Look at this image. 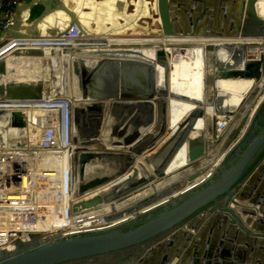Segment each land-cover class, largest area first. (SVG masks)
<instances>
[{
  "label": "water",
  "instance_id": "water-1",
  "mask_svg": "<svg viewBox=\"0 0 264 264\" xmlns=\"http://www.w3.org/2000/svg\"><path fill=\"white\" fill-rule=\"evenodd\" d=\"M103 1L97 3L101 4ZM210 1L221 3L223 0H154L162 34L264 37V20L260 19L256 13L257 0H241V4L239 0L240 5L235 9L217 7ZM64 2V0H57V3L53 0H22L14 10L13 25L8 31L2 33L3 36L6 35V38L15 36L14 32L22 29L20 27L23 20L27 23L30 16V13L26 17L23 16V12L26 15L33 6L39 3L44 7L43 12L32 23L41 19L49 10L62 9L68 15L69 20L63 29L57 28V35L65 34L72 25H75L80 35H83L84 29L79 23V17L71 15L72 12L69 10L73 9L69 5L74 3L68 1L66 8ZM145 2L147 1L145 0ZM123 4L122 6L113 1L102 5L107 13L91 22L93 32H99L102 25L112 27L114 22L124 25L132 15L136 14L141 5L140 0H136L133 12H127L128 7L133 4H127L125 1ZM122 7L124 8L122 9ZM230 11L232 16L228 21L226 15ZM83 12L91 15L93 10L84 8ZM244 15L248 17L244 18ZM142 17L137 19L136 25ZM248 22L260 30L257 32L246 31L244 27ZM61 23H64V20ZM208 24L215 28L229 24L233 30L226 32L219 28V30L211 31ZM24 26L30 29L29 24ZM35 52L41 53L39 50L20 49L13 51L10 56L17 53L30 56V53ZM158 55L162 56L163 53L159 52ZM247 65L249 69L246 66L242 71H222L218 75L224 78L243 77L259 80L261 78V63L257 59H250ZM109 67L112 69V75L116 78L119 71L118 65L106 63L98 64L94 68V72L86 76L97 77L101 72V76L106 77L104 73ZM137 67L142 75L146 74L148 69V80L144 82L146 86L140 93H126L122 89L120 98L148 99L154 96V83L150 68L137 64H127L124 68L129 73ZM119 72L123 73V71ZM6 73H8L6 64L4 60H1L0 77L5 76ZM72 73L73 79L80 80L81 73L76 65H72ZM5 83L8 84L0 86V97L34 100H39L42 97L41 83H9L8 81ZM87 84L81 83L82 88H86ZM98 84L100 83H92L91 96L105 98L106 93L96 92L98 90L95 85ZM119 87L122 86L119 85ZM89 111L79 109L76 113L80 117H85ZM166 113V102L159 101L157 123L145 134L142 144L137 146V149H151L164 135ZM28 115L26 110L0 111V127L6 128V136L9 141L12 138L25 135ZM245 121L246 117L233 133L231 141L236 139ZM182 127V124L179 125L172 133V137L180 133ZM184 143L187 144L189 162L199 159L204 154L205 143L200 136L188 141L182 137L170 152L167 163ZM165 144L158 149L157 156L166 147ZM8 146L18 145L9 142ZM19 146H24L23 140L19 142ZM126 161H123L125 167L129 165ZM160 196L146 198L130 207L126 212L138 211L155 202ZM115 197L113 193H106L102 195V200L111 202ZM97 202L98 200L94 199L83 203L82 206L88 207ZM244 202H247L248 206ZM116 218L118 215H112L109 220ZM187 246H194L193 248L197 249L187 251ZM200 257L202 262L198 261ZM186 263L264 264V98L239 141L225 154L210 175L176 197L152 205L143 213H138L131 219H125L107 228L59 236L47 241H41L39 236H35L29 242L17 244L12 250L6 248L0 251V264Z\"/></svg>",
  "mask_w": 264,
  "mask_h": 264
},
{
  "label": "bare ground",
  "instance_id": "bare-ground-1",
  "mask_svg": "<svg viewBox=\"0 0 264 264\" xmlns=\"http://www.w3.org/2000/svg\"><path fill=\"white\" fill-rule=\"evenodd\" d=\"M64 1H65L64 5L66 8H67L66 1H70L76 4V7L74 6L75 8L69 9V10L72 12L71 15H77L79 17V23L84 29L83 31L84 34L82 35L84 37L83 40L88 41L86 42V44L99 43L98 45H101V43L103 42V44H105L106 47L94 48V47L85 46V47H79L76 50L72 49L73 50L72 51L71 49L64 47L66 44H64L63 46L64 48H61V45L59 46L56 40L55 42L54 40H52V42H48L47 40L46 42L39 41L38 38L43 36L45 33L44 28L45 29L48 28V26L52 23V21L54 22V20H57L54 22L53 27H56L61 24L62 29L65 23L68 22L69 20L68 15L64 12V10L61 9L57 11L49 10L47 14L44 15L41 19L37 20L34 23L29 24L28 27L30 29H35L37 32V35L27 36V39H29L28 44H27L28 47L24 48L23 50H39L41 52L40 54H43L44 52H42L43 51L42 46L47 45L46 51L48 52H45V54L47 55H54V54L56 55L60 53V51H62L60 53L62 57L60 58L55 57V58L57 62H59L60 65L63 64L64 60H65V63L67 64L66 65L67 68H65L67 70H65L64 67H62V69H64L65 72L64 70L61 69V75L65 77V81L68 80V76H70L69 72H72V65L77 66L78 64L77 61L82 62L84 60V61L98 63L99 59L103 57V59L105 60V62L104 61L103 62L106 64H108V60L110 61L115 60L119 64L120 62L122 63L126 62V63H131V64L142 65V66L147 65V67L149 66L148 68L151 69L153 83H154V91H153L154 96L153 98L151 97V99L148 98L149 99V100L147 99L148 102L145 99L139 100V98L138 99L135 98L131 100L122 99L120 98L121 96L119 94H118V98H115V99L112 98L113 101L110 99V103L113 102L115 106H120V108L123 107L122 111H124V109L126 108V110H128L127 113L129 112V109L127 107L131 105L132 106L131 108L133 110L130 109L131 112L128 114H131L137 111L135 107H139L140 105L147 107V109L144 108L145 110L150 111V108L155 110L156 112L155 115L153 114L152 116L151 114L149 115V117L146 116L147 124L143 126L142 133L140 131L139 132L140 134H138V136L136 135L137 137L134 136L135 138L134 137L127 138L128 140L127 144L122 145L121 138H118L120 140H116V139L110 140L109 138L107 139L108 135H106V132L102 131L101 132V134L103 135V137L101 138L102 140H100L96 136L99 139L98 142H95V143L87 142L88 144L85 146L84 144H86V142L83 143L85 139L84 137H82L84 140L82 142L80 140L81 143H78L82 145L77 144L78 146L76 145L75 147L77 148V150L76 149L75 150L78 151V152L76 151L75 152L77 154L79 153L76 163H74L73 161L74 158L72 159L73 163L76 165L77 170H78V177L76 181L77 193L78 194L81 193L83 195L91 194L90 195L91 197V196H94L93 192L100 189V188L98 189V187H102V189H100L99 192L114 191V192H117V195H118V205H116L115 208L111 210L112 215L113 216L118 215V218L112 219L111 221V220H108V217H107V215H109L108 212L107 214L106 213L98 214L99 218L95 220H91L90 223H94V224L89 226V227H94L92 228V230H97V229H102V228L113 226L119 223L120 221H124L125 219H131L136 214L143 213L146 209H148L152 205H155L157 203H163L165 201H168L176 197L181 192L185 191L186 189H189L191 186L206 179L210 175V173L217 167V165L221 162V160L225 156V153H227L233 147L232 146L229 150H225L224 148H222V142L225 139H227L228 143L230 144L238 138L240 132L238 136L236 137V139H234L233 141L230 140L233 133L235 132V130L238 128L239 124L241 123V121L244 119V117H246L244 116L241 119V121L235 127L233 133L231 134L234 122L232 121V117L230 115L234 114L236 107L235 105L230 104L229 100H227L226 96L228 97L230 93L224 89L223 87L224 83L222 81L251 79V78H243V77L224 78V77H220L218 74L222 71L233 70L231 69V64H229V60L235 53V50H240L241 62L242 64L245 63L244 65L246 66L247 64L246 63V60H247L246 58L247 49L246 48L248 47L249 48L248 50L255 48V47H252L254 45L252 41H248L246 40V38H264V37L241 36V35L227 37V36H219V35H211V34L163 35L161 32H156V31H152L149 33L146 32L145 34H133L132 36H129V37L119 36L120 33L125 35V31L128 29L135 31L136 29L140 28L139 25H136L137 19L142 16L148 15V12H147L148 9L146 7L147 3H145V0H140L141 5L136 11V14L132 15L124 25H122L121 23L114 22L112 24V27H107V26L102 25L99 32H93L91 22L99 19L100 17L105 16L107 13L105 7L104 6L102 7V5L114 1L116 3L120 2V4L123 6L124 0H104L103 3L101 2V4L95 2L96 0H81V1L80 0H64ZM152 7L154 8V11L156 12V3H154ZM84 8L93 10V13L91 15L89 13H84L83 12ZM123 8L124 7H122V9ZM23 16H25V12H23ZM59 18H62V20L59 21L58 20ZM63 20H64V23H61L63 22ZM25 30H26V34H29L28 33L30 32L28 31L29 29L26 28ZM56 32L58 33V30H56ZM57 33L55 34L56 36H57ZM124 41H128V42H124ZM127 43L134 45L135 48L137 47L139 48V50L135 49V50L130 51L128 49L126 51L125 46ZM112 48H117V50H120V51L122 50V52L118 51L120 52V54L114 53L112 52ZM159 52H162L163 55L159 56L158 55ZM23 54L24 53H21V54L17 53L15 55L13 54L4 60L8 73H6L5 76L0 77V86H4L8 84V83H5V81L6 82L8 81L9 83L10 82H14V83L29 82L32 84L42 83V81H40V79L37 78L36 76L41 75L42 78L46 77L47 73L44 70H42V68L40 69L42 65L44 66L46 61L39 59L40 61L38 65L40 67L38 66L39 68L38 70L34 69L35 64L32 61L34 60V58L29 59V61L31 60L30 63H25L23 67V64H24L23 59L27 60V58L29 57ZM30 54H31L30 56H34L37 54V52L30 53ZM47 57L45 58L48 61L47 65L49 66L53 65L54 60L50 57L49 58ZM113 57H116V58L113 59ZM191 61L193 62L195 61L196 67L198 69L197 76L199 77V85L198 83H196L197 82L196 74L193 71L188 70L189 71L188 72L186 70L187 65L190 64ZM180 64L182 66L181 67L182 73L179 72L177 69V66ZM9 65L11 67H9ZM31 68L35 70V74H33L30 71ZM35 68H36V65H35ZM16 71H18V73ZM28 71L32 74L29 75L30 73H28ZM180 73L187 75L189 77V82H190V83H182L183 86L181 90H179L180 88L178 86V83H176V74H180ZM33 75L36 77V79L33 81H27ZM74 80H76V78H74ZM168 80H170L169 89L167 88ZM66 82L63 83V86L68 88L67 85L70 86V83L68 82L66 83ZM196 85H198L197 88H196ZM190 87L193 91L196 88L195 94H191L192 90H190L189 92H186ZM49 88L47 86V89ZM225 92L229 94H226ZM43 94H44L43 95L44 102H51L52 100L55 101L57 99L56 95L54 94L52 95L50 93L48 95L47 92ZM72 98H73V95H72ZM72 98L70 97L68 99H72ZM71 101L73 104L72 110L74 114V119H76V123H74V126H76L75 127L76 132L79 134V131L81 128L80 127L81 124L79 123L80 116H76L77 115L76 112L79 109H85V111L91 108L98 109L102 107L103 102L99 100H92L91 97H86V96L84 97V95L82 96V98L78 96L76 100L72 99ZM106 101L109 102L108 99ZM159 101H165L167 104L166 130H171V131L173 130L174 132L179 125L182 124L183 127L180 130V133H177L176 135H174L175 136V138H173L174 140L172 141L170 145L168 144L169 148H167L166 150L164 149L161 150L158 156L156 155L154 157H151V160L147 158H143V156L142 158H140L141 161H139V158H138L139 156L137 157V160H132V159L129 160L133 163V166L135 165V167L137 166L138 168L140 166L146 167L147 171L145 172L142 171L143 173L139 172L137 173L138 175L135 176V180H137L140 184L142 183V186L138 188L137 187L138 185L136 184L133 187H137V188H135L131 193L129 192L118 193V189L126 187V186L132 187L133 183L135 182V180L133 181L129 180L132 174L130 175L129 172L127 174L125 173L126 170L124 168H127V167H122L124 169L123 174L121 173L122 171L119 173L120 170L118 171V161L121 162L120 160L121 157L118 155V153L124 152L126 153V155H130L129 153L132 152L133 154V151L135 150L134 146L135 145L137 146V144L141 145L145 137V134L150 129H152L157 123L158 102ZM149 103H151V106L149 105ZM219 103H223L224 105H226L227 108L225 110L220 109L218 106ZM108 108H110V106ZM218 115H221V116L217 117ZM212 117H215L216 120H220L222 117L231 118V123L229 127L226 129V132L217 141L215 140L213 141L212 139L209 138V136L208 137L205 136L204 138V143L207 144V149L208 150L216 149L217 151L221 150L219 153H222L223 155L221 156L222 158L218 157L216 159L218 161L214 163H211L212 162V160H210L211 158H205V161L202 160L201 164H198V163L190 164L188 160L187 147L184 146V148H182L179 152L176 151L174 156L167 163L166 161L168 159L170 152L172 151V148L175 147L176 141L181 139L182 135L184 134L187 135L185 136L186 140L192 139L191 137L197 136V134H200L201 136V132H202L201 126L203 124L202 122L206 123L205 125L206 134L208 135L211 134L213 126L211 124L212 121L210 119H212ZM183 118L185 119L183 120ZM103 121L101 120L102 124H103ZM101 126L103 127V125ZM132 129H134V126H131V129L129 131H131ZM129 131L127 130L126 132H129ZM76 132L74 134H76ZM97 135L99 136V134ZM76 137H77V134H76ZM73 138L75 137L73 136ZM239 139L236 141V143L239 141ZM76 140H79V138L78 139L76 138ZM154 146L155 145H153L152 147ZM136 152L139 153V150ZM136 152L133 155H138ZM132 154L130 155L131 157H132ZM78 159L80 160V162ZM91 159H94V160H91ZM111 159H114V160L118 159V160L115 162V161H112ZM210 163L211 165L208 166V164ZM185 172L188 174L185 175L184 174ZM148 174L151 176L150 178L151 180L147 184H144V181ZM190 175H192L191 178L187 180L186 177ZM194 175L196 176L194 177ZM122 176L124 177L119 180V178ZM177 177H180L183 179L184 182L181 185L175 184L174 179ZM108 184H110V186H108ZM93 185L96 188L93 187L91 189L86 190V188L93 186ZM165 185L169 187V190L162 192L160 194L161 196L157 198L155 202L143 208H140L138 211L134 210V211L126 212L130 207L139 203L143 199L150 198L148 197L149 192H153L156 189H163ZM166 192H168L167 195H166ZM125 203H128V205H126L127 207L123 206L121 207V209L118 207L119 204L125 205ZM102 217H103V220H102ZM73 231L75 230H71L70 232H73Z\"/></svg>",
  "mask_w": 264,
  "mask_h": 264
},
{
  "label": "built area",
  "instance_id": "built-area-1",
  "mask_svg": "<svg viewBox=\"0 0 264 264\" xmlns=\"http://www.w3.org/2000/svg\"><path fill=\"white\" fill-rule=\"evenodd\" d=\"M21 1L2 2L4 19L0 21V32L8 31L13 25L14 9ZM83 38L78 28L72 25L58 38L57 43L66 44L65 47L101 46L86 44L88 41ZM28 41L21 36L1 43L0 61L15 50L28 47ZM42 47L43 51L47 50V45ZM43 95L39 100L0 97V111L26 110L29 114L24 136L9 141L6 128L0 127V251L6 248L12 250L17 244L29 242L35 236L47 241L90 231L94 228L89 227L94 224L90 223L91 220L97 218L91 216L108 212L109 220L111 210L118 204V195L114 191L97 190L91 197V194L77 193L78 170L72 161L76 151L73 146L75 127L72 102L56 99L46 109ZM230 123V117L216 120L210 136L219 139ZM22 140L24 146H19ZM9 142L18 146L9 147ZM207 150L205 143L204 154L189 163L200 164L205 158H210L213 150ZM106 193H113L115 199L104 202L102 195ZM94 199L98 200L96 204L82 206Z\"/></svg>",
  "mask_w": 264,
  "mask_h": 264
},
{
  "label": "rangeland",
  "instance_id": "rangeland-1",
  "mask_svg": "<svg viewBox=\"0 0 264 264\" xmlns=\"http://www.w3.org/2000/svg\"><path fill=\"white\" fill-rule=\"evenodd\" d=\"M81 1V0H80ZM98 2H100V1H102V0H97ZM127 4L129 3V4H133V6H129L128 7V9H127V12H133V10H134V6H135V4H136V0H124ZM147 2H145V3H147V7H148V15L147 16H145V17H142L141 19H140V21H138V23H137V25H139V27L141 28H139V29H136L135 31H132L131 29L129 30H126L125 31V35L124 34H122V33H120L119 34V36H132L133 34H145L146 32H152V31H156V32H161V29H160V23H159V21H158V15H157V13L154 11V8L152 7L153 5H154V0H146ZM86 2V1H85ZM66 3H68V1H66ZM118 4H120V2H118ZM67 5V4H66ZM76 7V4H70L69 5V7L70 8H75ZM59 21H61L62 20V18H59L58 19ZM55 21H57V20H54V22ZM51 22V21H50ZM54 22L52 21V23L48 26V28H44V35L43 36H41L40 38H38V40L39 41H45L46 42V40L48 41V42H52V40H54V42H55V40L56 41H58V38L60 37L59 35H55L57 32L56 31H54V28L55 27H53V24H54ZM59 27V29L61 30L62 29V27H61V24L60 25H58L57 26V28ZM52 28V29H51ZM144 29H146V30H144ZM49 30V32H47ZM139 31V32H138ZM54 33V34H53ZM162 33V32H161ZM47 35H49V36H47ZM53 35V36H52ZM48 38H47V37ZM52 36V37H51ZM116 36V35H115ZM46 37V38H45ZM55 37V38H54ZM51 40V41H50ZM124 42H128V41H124ZM91 44H95V45H98L99 43H91ZM103 42L101 43V46L100 47H106V45L105 44H103ZM59 45H61V44H59ZM64 46V44H62L61 45V48H64L63 47ZM90 47V46H89ZM126 51L129 49L130 51L131 50H139V48H135V46L134 45H132V44H130V43H127L126 44ZM65 48H69V49H74V50H76V49H78L79 47H73V46H66ZM94 48H99V47H94ZM261 48H258V53H261ZM73 51V50H72ZM118 51H120V50H117V48H112V52H114V53H118V54H120V52H122V50L120 51V52H118ZM42 52H44L43 54H36V55H34L35 56V58H34V60H32L33 62H34V64L36 65V68H35V65H34V69L35 70H38L39 68H38V63H39V59H42V60H44V61H46V63L44 64V66L42 65V67H40V69L42 68V70H44L46 73H47V75H46V77L45 78H42V76L41 75H39V76H36L37 78H39L40 79V81H42V83H41V85H42V88L44 89H42V91H43V93H46L47 92V94L49 95L50 93L53 95H56V98L57 99H65V100H69L70 102H72L71 100L72 99H77V97L78 96H80V98H82V96L84 95V97L86 96V97H91L92 98V100H99V101H101V102H103V104H102V107H100V108H98V109H88L87 110V112L89 111V113H87L86 115H85V117H80V121H82V122H80V127L82 128H80V131H79V134L76 132V129L74 128V131L76 132V134H77V137H76V134H74L73 136L75 137V138H73V146L74 147H76V145L78 144V143H81L84 139V141H83V143L84 142H86V144H84L85 146L88 144L87 142H91V143H95V142H98L99 141V139L100 140H102L101 138L103 137V135L101 134V132L103 131V132H106V135H108V137H107V139L109 138L110 140H120V139H118V138H121L122 139V141H121V143H122V145L123 144H127V138H133L134 136L135 137H137L138 136V134H140L139 132L141 131V133H142V131H143V126L145 125V124H147V120H146V116L147 117H149V115H151L152 114V116H153V114L155 115V110H153L152 108H150V111H148V110H145L144 108H146L147 109V107H145V106H143V105H140L139 107H135L136 108V110L137 111H135L134 113H131V114H128V113H130L131 111H130V109H132L131 107V105L129 106V107H127L128 109H129V112L127 113V111L128 110H126V108L124 109V111H122V109H123V107H121L120 108V106H115V104H113V102L112 103H110V99L112 100V98L113 99H115V98H118V94L120 95L121 94V90L123 89L126 93H140V92H142V90H143V88L146 86V83H144L145 81L147 82V80H148V69H147V73L146 74H144V75H142L141 74V72H140V69H139V67H137V69H133L134 71H130L129 73L126 71V69L124 68V67H126V65L127 64H129V65H131V63H126V62H120V64L117 62V61H115V60H111L112 61V63H111V61L110 60H108V65H111V64H114V65H116V63H117V65H118V70L119 71H123V73H121V72H119L118 71V75H117V77L115 78V76L114 75H112V69L109 67L108 68V70H107V72L106 73H104V75H106V77H103V76H101L102 74H101V72H100V75L99 76H97V77H87L86 75L87 74H89V73H92V72H94V68L99 64V63H104L105 62V60L103 59V57L102 58H100L99 59V62L98 63H96V62H89V61H82V62H79V61H77L78 62V64H77V69L79 70V72L81 73V77H80V80H78V79H76V80H74L73 79V73L72 72H69L70 74V76H68V80H66L68 83H70V86L69 85H67L68 86V88H66V87H64L63 86V83H65L66 81H65V77H63L62 75H61V69H62V67H64V69L65 68H67V64L65 63V60L63 61V64H61V65H63V66H61L60 64H59V62H57V60H56V58H60V57H62V55H60V53L62 52V51H60V53H58V54H54V55H47V54H45V52H48V51H42ZM258 53H248V59L250 60V59H256V58H259V55L257 56V54ZM48 56V57H47ZM52 58L53 60H54V63H53V65H51V66H49V65H47V63H48V61H47V59H45V58ZM56 57V58H55ZM64 58V57H63ZM107 58V57H106ZM114 58H116V57H113V59ZM101 59H103V60H101ZM109 59H111V58H109ZM31 61V60H30ZM30 61H29V59H27V60H25V59H23V67H24V65H25V63H30ZM67 61V60H66ZM104 61V62H103ZM144 67H146V68H148L147 67V65H143ZM9 67H11L10 65H9ZM182 66H181V64L180 65H178L177 66V69H178V71L179 72H181L182 73V68H181ZM21 68V67H20ZM33 68H31V72L33 73V74H35V70H34ZM64 69H62V70H64ZM124 69V70H123ZM127 69H130V68H127ZM65 70H67V69H65ZM65 70H64V72H65ZM232 71V70H231ZM17 73H18V71H16ZM28 73H30L29 71H28ZM32 73H30L29 75H31ZM176 74V83H178V86H179V90H181L182 89V86H183V84L182 83H190L189 82V77L187 76V75H185V74ZM107 74H109V75H107ZM152 74V73H151ZM28 75V76H29ZM44 76H45V74H44ZM36 77L33 75V76H31V78L30 79H28L27 81H33V80H35L36 79ZM86 77V78H85ZM127 77V78H126ZM42 78V79H41ZM85 78V79H84ZM128 80V81H127ZM26 81V80H25ZM38 81V80H37ZM84 81V82H83ZM191 81V80H190ZM232 80H230V81H227V83H229V82H231ZM66 82V83H67ZM222 82H225V81H222ZM81 83H88L87 85H86V88H82V86H81ZM92 83H100V84H98V85H95V87L97 88L96 90H98V91H96L97 93H100V94H104V93H106L107 94V96H105V98H95V97H92L91 96V94H92V90L90 89V87L91 86H93L92 85ZM127 83V84H126ZM130 83V84H129ZM169 83H170V80H168V85H167V88L169 89ZM36 84H38V83H36ZM40 84V83H39ZM117 84V85H116ZM130 86H129V85ZM148 84V83H147ZM116 85V86H115ZM119 85H121L122 87L120 88L119 87ZM47 86H48V88L49 87H51V88H49V89H47ZM53 86V87H52ZM83 86H84V84H83ZM196 88H197V85H196ZM196 88L194 89V91L191 89V87L186 91V90H184V91H186V92H189L190 90H192V92H191V94H195V92H196ZM50 89H51V91H50ZM69 89V90H68ZM67 90V91H66ZM85 90V91H84ZM45 91V92H44ZM90 93V94H89ZM226 94H229V93H227V92H225ZM71 94V95H70ZM87 94V95H86ZM114 94V95H113ZM72 95H73V98H72ZM76 95H77V97H76ZM72 98V99H68V98H70V97ZM224 96H226V95H224ZM67 97V98H66ZM108 97H110V98H108ZM227 97V96H226ZM228 97H229V95H228ZM153 98V97H152ZM109 100V102H107L106 100ZM122 99H129V98H122ZM145 100H147L146 98H144ZM151 99V98H150ZM129 100H131V99H129ZM139 100H142V99H139ZM149 100V99H148ZM148 100H147V102H148ZM106 101V102H105ZM113 101V100H112ZM44 102V101H43ZM56 101H54V100H52L51 102H44V104H45V107H47L46 109H48L49 107H51V105H52V103H55ZM141 102V101H140ZM107 103V104H106ZM106 105V107H105V105ZM133 104V103H132ZM147 104V103H146ZM154 104V103H153ZM73 105V104H72ZM112 105V106H111ZM149 105L151 106V103H149ZM167 105V104H166ZM110 106V108H108ZM118 107V108H117ZM106 110V111H104V110ZM133 110V109H132ZM107 111H108V113H107ZM105 112V113H104ZM122 113V114H121ZM77 114V113H76ZM76 116H78V114L76 115ZM104 116V117H103ZM102 117V118H101ZM141 117H143V118H141ZM132 119V120H131ZM185 118H183V120H184ZM75 120V122L74 123H76V119H74ZM100 120V121H99ZM101 120L103 121V124H102V122H101ZM212 122H211V124H212V126H213V124L215 123V121H216V118L215 117H212V119H210ZM108 121V122H107ZM101 122V123H100ZM105 123V124H104ZM101 125H103V127L101 126ZM105 125V126H104ZM83 126V127H82ZM131 126H134V129H132L131 131H129L130 129H131ZM74 127H76V126H74ZM94 128V129H93ZM100 128H102V129H100ZM101 131H100V130ZM111 129H112V131H111ZM128 130L129 132H126V131ZM107 131H108V133H107ZM99 132V133H98ZM226 132V131H225ZM224 132V133H225ZM99 134V136L97 135V134ZM172 133H173V130L171 131V130H166V132L164 133V135L154 144L155 146L154 147H152L151 149H149V150H140V149H137L136 147L137 146H140V144L138 145L137 144V146L135 145L134 147V151H133V154H135V152L136 151H138L139 150V153L138 152H136L138 155H133L132 154V152H130L129 154L131 155L132 154V157L130 156V155H126V153H124V152H121V153H118V155L121 157V162H119L118 161V171H119V173L121 172L122 174H123V172H124V169L126 170L125 171V173L127 174L128 172L130 173V181H133L134 179H135V176H137L138 174L137 173H139V172H142V171H147V169H146V167H143V166H140L139 168L136 166L135 167V165L133 166V163L131 162V161H129V160H137V157L139 158V161H141L140 160V158H142V156H143V158H147V159H151V157H153L154 155H156V152L158 151V149L159 148H161L165 143V145H166V147L164 148V150H166L167 148H169L168 146L172 143V141L173 140H171V139H173L174 137H172ZM212 133H213V127H212ZM223 133V134H224ZM7 134V133H6ZM89 134V135H88ZM95 136H94V135ZM223 134H222V136H223ZM82 135V136H81ZM102 135V136H101ZM137 135V136H136ZM79 136V137H78ZM87 136H88V138H87ZM89 136H90V138H89ZM99 138H97V137ZM185 136H187V135H182V137H185ZM198 136H200V134H197V136H192L191 138L193 139H195V137L197 138ZM205 136H209V138L210 139H212L213 141L214 140H218V138H216V137H213V136H210V134L208 135V134H206ZM221 136V137H222ZM81 137V138H80ZM82 137H84V139L82 138ZM96 137V138H95ZM134 137V138H135ZM181 137V138H182ZM201 137V136H200ZM76 138L78 139L79 138V140H76ZM202 138V137H201ZM192 139H190V140H192ZM76 140V141H75ZM80 140H81V142H80ZM180 140V139H179ZM178 140V141H179ZM78 141V142H77ZM178 141H176V144H177V142ZM186 141H188V140H186ZM143 142V141H142ZM75 143V144H74ZM115 143V142H114ZM142 144V143H141ZM169 144V145H168ZM186 144V143H185ZM185 144H183V145H181L178 149H177V151L179 152L182 148H184V146H186L187 147V144L185 145ZM78 145H82V144H78ZM77 145V146H78ZM76 150H77V148H75ZM173 149V148H172ZM210 149V148H209ZM76 152H78V151H76ZM75 152V155H74V159H73V161H74V163H76V161H77V157H78V155H79V153L77 154ZM123 154V155H122ZM84 156H85V154H84ZM135 156V157H134ZM127 160V161H129L128 163H129V165H127L126 167L127 168H122V167H125V166H123L124 164V160ZM149 159V160H150ZM112 161H117L118 159H111ZM127 163V162H126ZM131 166H132V168H131ZM131 170V172H130V170ZM138 170V171H137ZM143 173V172H142ZM125 174V175H126ZM119 175V174H118ZM133 176V177H132ZM150 175L148 174L147 176H146V179H145V181H144V184H147L151 179V176L149 177ZM124 176H122V177H120L119 178V180L120 179H122ZM138 185L137 187L139 188L140 186H142V183L140 184L137 180H135V182L133 183V185H132V187L133 186H135V185ZM108 186H110V184H108ZM93 187H95L94 185L93 186H90V187H88V188H86V190H88V189H91V188H93ZM130 187V186H126V187H123V188H120V189H118V193H121V192H125V193H127V192H129V193H131L135 188H137V187ZM96 188V187H95ZM102 189V187H98V189ZM103 188H105V187H103ZM99 189V190H100ZM79 194H81V193H79Z\"/></svg>",
  "mask_w": 264,
  "mask_h": 264
},
{
  "label": "flooded vegetation",
  "instance_id": "flooded-vegetation-1",
  "mask_svg": "<svg viewBox=\"0 0 264 264\" xmlns=\"http://www.w3.org/2000/svg\"><path fill=\"white\" fill-rule=\"evenodd\" d=\"M239 0H236V7H239V5L241 4V0H240V4L238 2ZM235 7V8H236ZM234 8V9H235ZM232 11V10H231ZM228 12L227 13V17H228V21L230 16H232V12ZM256 13L257 16L260 19L264 20V0H257L256 2ZM247 15H244V18H247ZM209 29L212 30H219L222 29L226 32L232 31L233 29L231 28V25H226V26H222V27H218L215 28L213 26H211L210 24H208ZM246 31L248 32H257L258 30H260L257 26L253 25L251 22H248L246 24V26L244 27ZM263 31H264V27H263ZM246 40L248 41H252V43L254 44L251 50H248L249 48L247 47L246 49V58L248 59V53H258V48H261V53H258L257 56L259 55V58H256L258 61H260L261 63V78L259 80L256 79H238L235 81H231L229 83H227V80H225L226 82H223L224 85V89L226 91H228L230 93V97H226L227 100H229V103L232 105H235L236 110L234 112V114L230 115L232 117V121L234 122V125L232 127V131L231 134L233 133L235 127L239 124V122L241 121V119L246 116V123L243 127V129L240 131V134L238 136V138L233 141L232 143H228V140L225 139L223 144H222V148H224L225 150H229L232 146H234V144L236 143V141L239 139V137L244 133L246 127L248 126L249 122L251 121V118L254 114V112L256 111V109L258 108V106L260 105V103L262 102L263 98H264V38H246ZM257 46V47H256ZM241 53L240 50H235V53L233 54V56L230 58L229 60V64H231V69H233L232 71H242L246 66L247 69L248 65L246 64V66L244 64H242L241 62ZM246 60V63H247ZM242 65V66H241ZM186 70L188 71H193L196 74V83H198L199 85V77L197 76L198 73V69L196 67L195 61H191L190 64L187 65ZM188 71V72H189ZM197 85V87H198ZM237 104V105H236ZM220 109L225 110L227 107L226 105H224L223 103H219L218 104ZM221 115H218L217 117H219ZM202 126H201V137L204 141L205 135H206V123L202 122ZM217 141V140H215ZM221 150H216V152L210 157L212 159L211 163L217 162L218 160H216L218 157L220 158L222 155V153H219ZM222 158V157H221ZM202 163V162H201ZM200 163V164H201ZM199 166V165H197ZM185 175H187L188 173H184ZM192 175L187 176V180L191 178ZM196 175H194L195 177ZM175 180V184L176 185H181L184 181L182 178L177 177L174 179ZM169 190L168 186H164L163 189H156L153 192H149L148 193V197L151 196H159L162 192ZM118 205V204H117ZM126 205H128V203L124 204H119V208L121 209V207H127ZM107 214V212H106ZM93 217H97L94 218L98 219L99 216H91Z\"/></svg>",
  "mask_w": 264,
  "mask_h": 264
},
{
  "label": "crops",
  "instance_id": "crops-1",
  "mask_svg": "<svg viewBox=\"0 0 264 264\" xmlns=\"http://www.w3.org/2000/svg\"><path fill=\"white\" fill-rule=\"evenodd\" d=\"M4 0H0V21H2L3 19H4V13H3V9H2V2H3ZM235 1L236 0H223L221 3H217L216 1L213 3L212 1H210V2H212L213 4L212 5H215V6H217V7H228V8H235L236 7V3H235ZM53 2H55V3H57V0H53ZM95 2H98L97 0L95 1ZM43 9H44V7L42 6V4L41 3H39V4H37V5H35V6H33L31 9H30V11H28L27 12V15H25V17L26 16H28V13H30V16L28 17V20H27V23L23 20V24H21V27L20 28H22V29H20V30H18V31H16V32H14V35L15 36H13V37H7L6 38V35H4L3 36V32H0V44L1 43H3V42H5L6 40H8V39H11V38H14V37H21V36H23V37H26L27 38V36H32V35H37V32H36V30L35 29H29L28 31H30V32H28L29 34H26V27L27 26H24V25H28V24H30V23H32L42 12H43ZM15 10V9H14ZM30 22V23H29ZM52 29V28H51ZM57 30V26L54 28V30ZM32 33V34H31ZM34 33V34H33ZM3 39V40H2ZM8 57H10V56H8ZM7 57V58H8ZM6 58V59H7ZM31 58H35V56H29L27 59H31ZM5 60V59H4ZM6 70H7V67H6ZM8 72V71H7ZM244 204L245 205H247L248 206V204H247V202H244ZM249 207H252V206H250L249 205ZM198 246V245H197ZM194 246H187L186 247V250L187 251H194V249H197V248H199V246L197 247V248H193ZM198 261L199 262H202V258L200 257V258H198ZM187 262V261H186ZM187 264V263H186Z\"/></svg>",
  "mask_w": 264,
  "mask_h": 264
},
{
  "label": "trees",
  "instance_id": "trees-1",
  "mask_svg": "<svg viewBox=\"0 0 264 264\" xmlns=\"http://www.w3.org/2000/svg\"><path fill=\"white\" fill-rule=\"evenodd\" d=\"M224 142V141H223ZM223 142H222V144H223ZM210 150H213L212 152H213V154L216 152V149H210ZM209 150V151H210ZM212 153H211V155H213Z\"/></svg>",
  "mask_w": 264,
  "mask_h": 264
}]
</instances>
